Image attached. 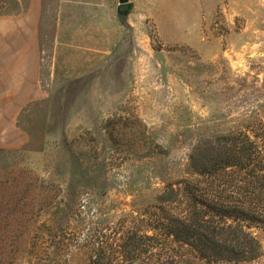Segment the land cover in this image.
I'll return each mask as SVG.
<instances>
[{"label":"rangeland","instance_id":"1","mask_svg":"<svg viewBox=\"0 0 264 264\" xmlns=\"http://www.w3.org/2000/svg\"><path fill=\"white\" fill-rule=\"evenodd\" d=\"M129 1L123 20L118 0L37 1L38 92L0 141V264H264V0ZM231 138L260 166L207 185ZM183 181L254 215L238 226L257 257L160 237ZM153 227L156 246L130 254Z\"/></svg>","mask_w":264,"mask_h":264},{"label":"trees","instance_id":"2","mask_svg":"<svg viewBox=\"0 0 264 264\" xmlns=\"http://www.w3.org/2000/svg\"><path fill=\"white\" fill-rule=\"evenodd\" d=\"M230 143L233 144L232 150H238L237 154H232L224 163L214 161L208 168L199 169L198 174L205 182L210 180L207 185H211L215 178L226 175L227 167L260 166L259 159L262 152L256 144L247 138L244 143L241 141L239 147L236 146L237 142L234 138H231ZM199 186L190 181H183L179 186L177 190L179 196L176 194V198L183 204V209L179 215L170 217L167 223H162L161 228L164 231L160 237L163 235L165 238L171 237L175 242L191 246L203 259L251 260L257 257L258 241L249 232L244 231L243 227L238 226L243 220H255L254 215L239 206L214 201L212 193L200 189ZM169 189L170 193L174 192L171 187ZM161 200L170 204L176 201L170 197H162ZM155 228L157 227H153L152 234H133L127 237L129 245L126 244V247L132 248L130 254L134 252L137 254L139 244H146L149 248L156 246L154 242L158 239V235L154 233ZM144 250L147 251L145 248ZM127 256L134 258V255Z\"/></svg>","mask_w":264,"mask_h":264},{"label":"crops","instance_id":"3","mask_svg":"<svg viewBox=\"0 0 264 264\" xmlns=\"http://www.w3.org/2000/svg\"><path fill=\"white\" fill-rule=\"evenodd\" d=\"M18 1L19 5L11 8V0H0V141L3 142L7 126H14L15 115L38 92V0H29L25 8Z\"/></svg>","mask_w":264,"mask_h":264},{"label":"water","instance_id":"4","mask_svg":"<svg viewBox=\"0 0 264 264\" xmlns=\"http://www.w3.org/2000/svg\"><path fill=\"white\" fill-rule=\"evenodd\" d=\"M133 10V4L129 0H118L117 15L123 20Z\"/></svg>","mask_w":264,"mask_h":264}]
</instances>
